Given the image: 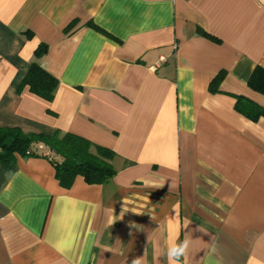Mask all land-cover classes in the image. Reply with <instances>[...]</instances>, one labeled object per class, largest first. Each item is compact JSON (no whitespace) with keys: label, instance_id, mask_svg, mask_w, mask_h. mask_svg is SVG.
Segmentation results:
<instances>
[{"label":"crops","instance_id":"crops-1","mask_svg":"<svg viewBox=\"0 0 264 264\" xmlns=\"http://www.w3.org/2000/svg\"><path fill=\"white\" fill-rule=\"evenodd\" d=\"M33 61L50 103L17 93ZM257 66L264 0H0V127L84 138L116 171L64 189L46 159L0 162V264H169L185 238L180 264H264V116L235 111L264 109Z\"/></svg>","mask_w":264,"mask_h":264},{"label":"trees","instance_id":"trees-1","mask_svg":"<svg viewBox=\"0 0 264 264\" xmlns=\"http://www.w3.org/2000/svg\"><path fill=\"white\" fill-rule=\"evenodd\" d=\"M89 26L99 30L92 24ZM71 28L72 24L67 31ZM46 51L45 46H39L34 53L35 59L43 57ZM222 79L221 74L209 84L211 93L217 92ZM247 85L251 90L264 95V68L255 67ZM57 87L58 81L43 70L37 61H33L18 85L17 93L27 89L31 94L50 103L55 97ZM235 111L251 121L264 116V109L243 97L237 98ZM15 155L25 159H46L55 171V179L64 189H70L77 177H81L88 185H101L116 174L111 165L114 154L84 138L58 131L52 135L25 134L18 128L0 127V162L8 165L14 161Z\"/></svg>","mask_w":264,"mask_h":264},{"label":"clouds","instance_id":"clouds-1","mask_svg":"<svg viewBox=\"0 0 264 264\" xmlns=\"http://www.w3.org/2000/svg\"><path fill=\"white\" fill-rule=\"evenodd\" d=\"M203 231V229H200ZM189 249V241L185 238L179 244H172L167 251V259L169 264H180L181 258L186 257ZM132 264H142L141 259L136 258L132 261Z\"/></svg>","mask_w":264,"mask_h":264},{"label":"built area","instance_id":"built-area-1","mask_svg":"<svg viewBox=\"0 0 264 264\" xmlns=\"http://www.w3.org/2000/svg\"><path fill=\"white\" fill-rule=\"evenodd\" d=\"M165 60H164V58H159V63H163ZM40 149H42V147H40ZM46 154H48V153H46Z\"/></svg>","mask_w":264,"mask_h":264}]
</instances>
